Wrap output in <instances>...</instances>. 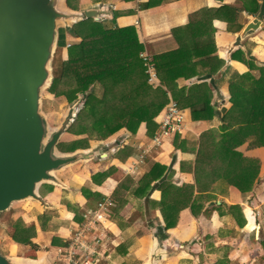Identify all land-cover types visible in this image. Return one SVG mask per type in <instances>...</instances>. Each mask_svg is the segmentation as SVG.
<instances>
[{
    "label": "crops",
    "instance_id": "0c3cea01",
    "mask_svg": "<svg viewBox=\"0 0 264 264\" xmlns=\"http://www.w3.org/2000/svg\"><path fill=\"white\" fill-rule=\"evenodd\" d=\"M150 1L73 0L76 9L69 7L67 0H64V3L69 10L75 12L97 11V19L105 24L110 23L113 28L135 27L137 38L145 47L144 52L152 58L153 55L179 48L180 43L175 30L187 26L194 12L226 5L237 8L239 14L234 24L222 19L213 21V27L216 29L213 35L216 45L214 55L225 62L219 73L211 75L204 72L205 74L202 75L191 78L181 77L178 80L179 87L187 90L196 83H208L213 93L212 104L216 115L211 120L195 121L192 118L191 108H182L186 114L183 131L166 138L161 147L153 149L149 147L154 136L147 135L145 125L141 126L137 134L124 128L105 140L97 141L98 146L78 149L77 151L100 149L103 152L92 160L80 161L56 171L55 175L62 184L42 182L54 187L52 191L45 193L39 191L49 207H45L35 199H26L14 202L11 209L6 211H10L9 215L2 216L6 213L4 212L0 216V224L7 229L14 227L12 224L18 219H22L27 226L35 225L36 235L32 241L37 245L34 251L39 256L37 258L28 255L14 256L5 253L0 247L3 254L17 259L58 264L56 249L66 243L67 238L80 222L79 216L83 218L87 209L95 207L107 196L114 199L119 185L126 178L131 177L135 183L124 196L122 203L125 200L127 202L120 211H117L119 203L114 200L115 207L112 209L110 227L115 246L109 264H148L156 244V235L162 233L163 228L166 227L161 208L154 204L160 202L163 197L159 185L171 175L177 186L195 183V174L190 167H195L200 137L207 131H213L220 136L223 132V113L233 106L230 90L232 76L247 72L260 75V69L264 68V28L240 37L243 28L250 21V15L258 13L247 11L250 0H163L159 5L148 7ZM258 2L260 4V0ZM184 33L182 30L179 33L180 37H184L186 35ZM68 34L67 32L65 36L67 41L73 39L78 43L82 40L81 37ZM208 95L205 100L209 99ZM194 100L195 98H191L188 102ZM70 134L67 131L60 141L66 135L71 136ZM177 137H180V143H185V149L175 145ZM126 146L132 147L134 152L124 158L119 153ZM238 150L247 157L261 160V171L253 191L242 193L234 186L223 185L217 194L218 199L207 201L201 215L195 216L190 208L183 209L179 214L178 224L168 229L165 233L166 237L161 240L163 255L160 264H264V254L258 253L256 249L262 247L261 238L264 228L260 209L264 203L261 197V189L264 185V147L250 149L249 143H245ZM144 151L147 153L140 162V156ZM155 162L168 166L169 170L163 179L153 183L154 188L148 193L137 195L135 191L139 186V180ZM105 172H109L107 177L102 175ZM64 175H68L69 179H65ZM27 200H34L42 206L43 212L40 216L31 218L28 213L18 210V205L15 207L16 203ZM215 202L218 207L215 206ZM213 206H215L213 211L206 212ZM232 206L241 208L231 209ZM56 210L60 215L55 218ZM60 220L63 223H58ZM52 224L53 226L59 224L57 231H49ZM4 236L9 238L13 247L33 249L30 245L18 243L9 234ZM55 241H61L62 244H55ZM133 251H136L137 257L128 259V255Z\"/></svg>",
    "mask_w": 264,
    "mask_h": 264
},
{
    "label": "trees",
    "instance_id": "16d2710c",
    "mask_svg": "<svg viewBox=\"0 0 264 264\" xmlns=\"http://www.w3.org/2000/svg\"><path fill=\"white\" fill-rule=\"evenodd\" d=\"M162 2L151 0L148 7ZM67 4L77 8L73 0H67ZM259 6L258 0H250L247 11L256 14ZM238 14L237 8L227 5L204 8L191 14L190 23L175 30L179 48L153 55L160 86L149 82L147 67L141 57L145 47L138 40L135 27L113 28L100 19L86 18L68 28L71 34L82 40L69 46L68 58L54 59L50 90L56 96L67 97L70 102L84 96L83 106L68 129L69 133L86 135L81 139L80 148H90V136L105 140L124 128L137 134L142 125L146 126L147 135L153 137L159 127L157 118L172 98L181 108H191L193 120L213 119L216 110L209 84L196 83L187 90L179 87L178 80L204 72L211 75L219 73L225 62L214 55L216 45L213 35L216 29L213 21L222 19L234 24ZM182 30L186 34L184 37L179 34ZM260 71L259 76L252 72L232 76L230 90L233 106L223 113V132L220 136L207 131L200 137L195 167H190L195 174V183L177 186L171 175L159 185L163 197L154 204L161 208L166 222L160 233L161 239L166 237L168 229L178 224L183 209L190 208L195 216L201 215L207 201L218 199L217 194L223 185L234 186L242 193L253 191L261 171V160L245 156L238 148L245 143H249L250 149L264 147V68ZM206 95L209 96L207 100ZM191 98L195 100L188 102ZM179 141L180 137H177L175 145L185 149V143ZM58 148L68 152L63 141ZM133 152L132 147L126 146L119 155L125 158ZM168 170V166L153 163L139 180L135 193L139 196L148 193L154 188L153 183L163 179ZM108 173L102 175L107 177ZM134 183L135 180L128 177L117 188L114 194V200L119 203L117 211L126 204V200L122 201ZM45 186L47 191L54 188L48 184ZM215 206H219L217 202ZM215 206L206 212L213 211ZM81 219L79 216L78 220ZM13 226L9 235L15 241L37 249L32 241L36 235L35 225L27 226L22 219H18ZM54 243L62 244L61 241Z\"/></svg>",
    "mask_w": 264,
    "mask_h": 264
},
{
    "label": "water",
    "instance_id": "95a60500",
    "mask_svg": "<svg viewBox=\"0 0 264 264\" xmlns=\"http://www.w3.org/2000/svg\"><path fill=\"white\" fill-rule=\"evenodd\" d=\"M98 12L69 10L64 0H0V216L14 202L35 199L42 182L62 184L55 172L80 161L92 160L103 150L64 153L62 136L74 122L80 107L75 101L63 123L53 132L42 110V93L52 82L51 63L58 42V27H71ZM264 28V0L250 15L240 37ZM156 235L148 264H160L163 246ZM0 264H46L17 259L0 251Z\"/></svg>",
    "mask_w": 264,
    "mask_h": 264
},
{
    "label": "built area",
    "instance_id": "2783aa9c",
    "mask_svg": "<svg viewBox=\"0 0 264 264\" xmlns=\"http://www.w3.org/2000/svg\"><path fill=\"white\" fill-rule=\"evenodd\" d=\"M145 61L149 82L160 86L153 58L142 52ZM185 111L172 98L165 111L158 116V129L152 138L149 149L161 147L166 138L181 133L185 127ZM144 151L140 162L144 159ZM114 199L110 196L103 198L93 208L83 214L82 221L77 223L66 243L56 249L58 264H109L114 251V241L111 238L112 209Z\"/></svg>",
    "mask_w": 264,
    "mask_h": 264
},
{
    "label": "rangeland",
    "instance_id": "374dc122",
    "mask_svg": "<svg viewBox=\"0 0 264 264\" xmlns=\"http://www.w3.org/2000/svg\"><path fill=\"white\" fill-rule=\"evenodd\" d=\"M101 22H103V21H101ZM106 25L111 27L110 23H107ZM71 27H68V28H71ZM68 28L65 27L63 24H60L58 27V33H59V35H61V39L65 42L66 45L63 46L62 42L60 41V36H59L57 45H56L55 50H54L53 60L51 63L52 82H53V78H54V75H53L54 59L56 60L59 58H68L69 57V52H68L69 46L76 44L73 39H69L67 41V40H65V38H63V35L66 36L67 32L69 34H71L69 32ZM62 33H63V35H62ZM71 35H73V34H71ZM75 37H78V36H75ZM52 82L50 83V85L47 88L44 89V91L42 93V110H43V112L47 118V122L49 124V130L51 132H53L57 127H59L62 124V122L65 120V117H66L69 109L71 108L72 104L75 101H80V108L83 106V103H84L83 102L84 96H80V98L78 100H75L73 102H70L69 99L65 96H56L50 90ZM70 135L71 136L66 135L62 140L66 144L67 151L70 153V152H75L78 149H82V148H80L81 147V139L84 138V136H86V135H75L72 133ZM89 138H90V147H92L93 145L98 146L99 143L97 144V141H99V140L97 138L91 137V136ZM99 146H101V145H99ZM72 172L75 173L76 171H72ZM64 177H65V179H67V178L69 179L68 175H64ZM263 180H264V170H263ZM45 184L46 183H41L39 185L40 188H38V189H39L40 193H42L43 191L46 192L48 190L45 188L46 187ZM261 197L264 200V185H263V189H261ZM257 202H258V200H257ZM258 204H259V202H258ZM16 206H17L18 210H23L25 213H28L31 218H36L37 216H40V214L43 212L42 206L34 200H27V201H24L22 203H16L15 207ZM260 209L262 211L261 220L264 223V203H262V206ZM9 213H10V211L3 214V216H6ZM54 215L56 218L60 215V213H58V211L56 210ZM58 223H63V222H62V220H60ZM144 225L145 224H142V226H144ZM58 227H59V224H56L54 226L52 224L49 228V231H57ZM12 228L13 227L11 226V229L10 228L7 229V228L2 227V224H0V230H2V229L5 230V231L0 232V247H1V249L3 251H5V253H9V254L14 255V256H27L28 255L30 257L37 258L39 256V254H37L34 251V249L26 250L20 246L19 247H13L12 246V243L9 240V238L4 236L6 234L11 233L13 231ZM262 233H263L262 238H261L262 239V247H260V249L257 247L256 249H257L258 253L264 254V228L262 229ZM135 252L136 251H133L132 253L130 252V255H128V259H130L132 257L133 258L137 257Z\"/></svg>",
    "mask_w": 264,
    "mask_h": 264
}]
</instances>
